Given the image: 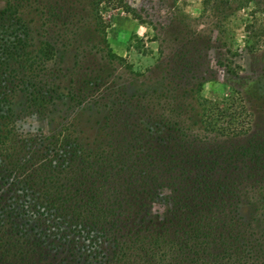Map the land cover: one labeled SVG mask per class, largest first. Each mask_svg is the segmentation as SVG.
I'll use <instances>...</instances> for the list:
<instances>
[{
    "label": "trees",
    "instance_id": "16d2710c",
    "mask_svg": "<svg viewBox=\"0 0 264 264\" xmlns=\"http://www.w3.org/2000/svg\"><path fill=\"white\" fill-rule=\"evenodd\" d=\"M5 1L0 264H264V96L251 107L231 87L241 77L235 19L243 13L246 49L255 53L264 45V0H202L220 34L191 33L180 21L187 36L152 87L119 82L123 58L97 41L110 24L108 9L157 29L145 7ZM177 2L160 26L179 20ZM23 6L41 14V40ZM213 48L228 75L223 90L232 91L208 97L203 86L216 79L200 68ZM16 111L61 121L50 134L22 133ZM74 120L91 133L81 135ZM156 203L164 209L154 210Z\"/></svg>",
    "mask_w": 264,
    "mask_h": 264
},
{
    "label": "rangeland",
    "instance_id": "374dc122",
    "mask_svg": "<svg viewBox=\"0 0 264 264\" xmlns=\"http://www.w3.org/2000/svg\"><path fill=\"white\" fill-rule=\"evenodd\" d=\"M129 1L140 8L145 7L157 22V29L148 25H140L130 14L121 9H108L104 13V17L110 20V24L104 32H98L97 41H100V38L106 39V43L123 58L116 64V79L119 82L132 81L138 87H152L162 82L164 80L162 76L165 75L164 67L166 62L172 51L180 47L183 38L187 36L181 31L183 22L180 21L183 19L185 22L190 23L191 33L202 32L207 36L212 35L214 38L217 34H220L218 32V27L220 26L216 25L217 19L214 15L212 13H203L202 0H178L176 6L180 10V17L175 23L171 22L169 27L160 26V24L169 23L167 8L172 9L169 6L171 0ZM5 6L6 1L0 0V9ZM21 15L33 30L34 36L41 40L40 34H42L44 27L42 26V17L39 11L33 7L23 6ZM239 17L240 19H235L234 31L235 47H238L236 62L240 65L238 70L241 72V77L233 80V86L231 87H233L232 89L241 90L247 104L254 107L252 104L254 102L262 105L261 98L264 96V45L253 54L246 49L245 31L242 21L243 13ZM218 20L224 21L225 18L221 16ZM136 43H141L142 47H137ZM214 56L215 49L213 48L208 52L206 51V56L201 59L203 65L200 70H202V73L205 74L204 71H207L206 76L216 79L205 83L203 86L201 94L208 97L216 94L223 95L224 91H232L226 86V90H223L224 86L221 83L226 81L228 75L222 68L215 65ZM72 63L73 52L69 51L68 56H65L64 66L70 68ZM213 72L214 76H211ZM255 96L256 98H254ZM62 106L60 105L59 108H62ZM64 107H67V105H64ZM69 110L71 109L68 108ZM77 110L74 108V110L69 112V114L71 113L69 121L73 120ZM16 113L15 125L22 133L50 134L61 121L58 117L46 118L35 113H25L24 111H16ZM74 122H76L77 127L81 131V135L91 133L88 125H83L78 120H74ZM155 209L162 211L164 206L156 203L154 205Z\"/></svg>",
    "mask_w": 264,
    "mask_h": 264
}]
</instances>
